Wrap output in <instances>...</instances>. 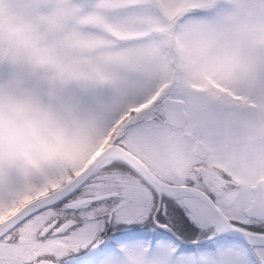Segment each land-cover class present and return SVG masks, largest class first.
Instances as JSON below:
<instances>
[{"label": "snow or ice", "instance_id": "obj_1", "mask_svg": "<svg viewBox=\"0 0 264 264\" xmlns=\"http://www.w3.org/2000/svg\"><path fill=\"white\" fill-rule=\"evenodd\" d=\"M0 264H264V0H0Z\"/></svg>", "mask_w": 264, "mask_h": 264}, {"label": "rangeland", "instance_id": "obj_2", "mask_svg": "<svg viewBox=\"0 0 264 264\" xmlns=\"http://www.w3.org/2000/svg\"><path fill=\"white\" fill-rule=\"evenodd\" d=\"M103 150V149H102ZM101 150V151H102ZM100 151V150H99ZM99 151H97L96 153H95V156L99 153ZM65 158L68 160V162L69 163H76V162H78V160H79V157L77 156V154L76 153H74V152H68V153H66L65 154Z\"/></svg>", "mask_w": 264, "mask_h": 264}, {"label": "water", "instance_id": "obj_3", "mask_svg": "<svg viewBox=\"0 0 264 264\" xmlns=\"http://www.w3.org/2000/svg\"><path fill=\"white\" fill-rule=\"evenodd\" d=\"M103 151V150H102ZM100 154V152L96 155V156H98ZM93 159H95V157L93 158Z\"/></svg>", "mask_w": 264, "mask_h": 264}, {"label": "bare ground", "instance_id": "obj_4", "mask_svg": "<svg viewBox=\"0 0 264 264\" xmlns=\"http://www.w3.org/2000/svg\"><path fill=\"white\" fill-rule=\"evenodd\" d=\"M101 150H102V148L100 149V151H101ZM100 151H99V152H100ZM94 157H95V156H94ZM94 157H93V158H94Z\"/></svg>", "mask_w": 264, "mask_h": 264}]
</instances>
